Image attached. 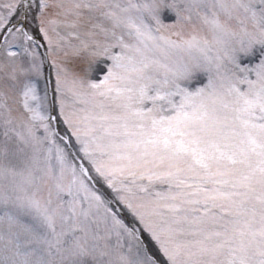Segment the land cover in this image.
Instances as JSON below:
<instances>
[{"label":"snow or ice","instance_id":"6c2138e0","mask_svg":"<svg viewBox=\"0 0 264 264\" xmlns=\"http://www.w3.org/2000/svg\"><path fill=\"white\" fill-rule=\"evenodd\" d=\"M0 264H264V0H0Z\"/></svg>","mask_w":264,"mask_h":264}]
</instances>
